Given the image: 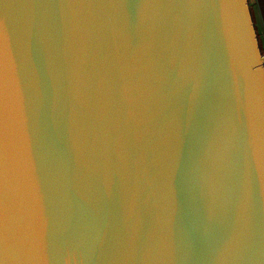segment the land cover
<instances>
[{
    "label": "water",
    "instance_id": "obj_1",
    "mask_svg": "<svg viewBox=\"0 0 264 264\" xmlns=\"http://www.w3.org/2000/svg\"><path fill=\"white\" fill-rule=\"evenodd\" d=\"M248 0H0V264H264V56Z\"/></svg>",
    "mask_w": 264,
    "mask_h": 264
},
{
    "label": "crops",
    "instance_id": "obj_2",
    "mask_svg": "<svg viewBox=\"0 0 264 264\" xmlns=\"http://www.w3.org/2000/svg\"><path fill=\"white\" fill-rule=\"evenodd\" d=\"M249 6L252 8L254 17V26L258 37L264 31V0H248Z\"/></svg>",
    "mask_w": 264,
    "mask_h": 264
},
{
    "label": "built area",
    "instance_id": "obj_3",
    "mask_svg": "<svg viewBox=\"0 0 264 264\" xmlns=\"http://www.w3.org/2000/svg\"><path fill=\"white\" fill-rule=\"evenodd\" d=\"M258 38L260 39L261 42V52L264 55V31H262V33L259 35Z\"/></svg>",
    "mask_w": 264,
    "mask_h": 264
},
{
    "label": "rangeland",
    "instance_id": "obj_4",
    "mask_svg": "<svg viewBox=\"0 0 264 264\" xmlns=\"http://www.w3.org/2000/svg\"><path fill=\"white\" fill-rule=\"evenodd\" d=\"M260 34H261V33H260ZM262 56H264L263 53H262Z\"/></svg>",
    "mask_w": 264,
    "mask_h": 264
}]
</instances>
